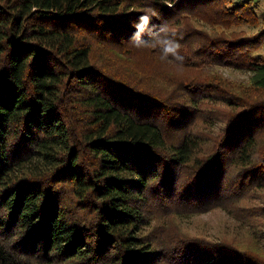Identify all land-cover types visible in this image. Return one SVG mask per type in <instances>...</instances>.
<instances>
[{
  "label": "trees",
  "instance_id": "trees-1",
  "mask_svg": "<svg viewBox=\"0 0 264 264\" xmlns=\"http://www.w3.org/2000/svg\"><path fill=\"white\" fill-rule=\"evenodd\" d=\"M255 16L251 0H0V264H264L228 243L179 235L165 247L143 232L153 200L177 213L222 204L230 165V194L264 185V96L224 92L211 68L243 67L264 90L252 54L264 28L199 23ZM93 44L165 70L105 64ZM207 101L236 108L199 157L192 127Z\"/></svg>",
  "mask_w": 264,
  "mask_h": 264
},
{
  "label": "rangeland",
  "instance_id": "rangeland-1",
  "mask_svg": "<svg viewBox=\"0 0 264 264\" xmlns=\"http://www.w3.org/2000/svg\"><path fill=\"white\" fill-rule=\"evenodd\" d=\"M252 8L256 12L255 21L242 22L231 25L230 27L214 26L209 23L199 21L204 30L210 34L233 35V32L252 35L253 32L264 28V0H251ZM200 13L206 14V8ZM191 21L196 22V20ZM221 30V31H219ZM225 30V31H224ZM228 36V35H227ZM93 56L99 59L102 54V61L105 64L114 63L117 66L147 72L154 69L157 72L165 70L163 63L157 56L147 57L143 52L138 55V64L134 60H121L118 53L104 50L109 47H100L93 44ZM104 48V49H102ZM116 51V49H115ZM264 56V41L253 53ZM97 55V56H96ZM115 56V57H113ZM106 58V59H103ZM161 62V63H160ZM147 65V66H146ZM143 67V68H142ZM213 73L218 77L224 92H230L239 96L241 99L250 95L248 98H259L264 96V90L253 89L249 84V71L243 67H234L227 64H215L211 66ZM225 82L224 84H222ZM152 83V82H151ZM160 84V83H158ZM252 94V95H251ZM235 106L228 105L222 101H207L200 110V115L192 127V132L200 137V145L194 156L204 157L215 149V141L222 133L225 127V117ZM168 133V141H173L175 135ZM259 142L255 151L261 148L264 143V133H261ZM226 175V192L222 193L223 203L219 206L202 210L201 212H175L170 208L160 209L161 201H151L145 206L149 224L143 228V232H151V238L154 242L167 247L172 244L171 238L188 236L197 238L201 242L228 243L235 248L246 250L251 254L264 258V185L256 189H247L246 191L230 194V189L237 181V169L230 165ZM185 171H183L184 173ZM183 173H181L183 175ZM149 201V200H148ZM185 213V214H184Z\"/></svg>",
  "mask_w": 264,
  "mask_h": 264
},
{
  "label": "clouds",
  "instance_id": "clouds-1",
  "mask_svg": "<svg viewBox=\"0 0 264 264\" xmlns=\"http://www.w3.org/2000/svg\"><path fill=\"white\" fill-rule=\"evenodd\" d=\"M147 22H148L147 17H142V22L139 25H137V27L139 28L141 32L144 30L145 26L147 25ZM177 50H178V45L176 46V49H173V48L166 49L167 52H174ZM177 54H178V51H177Z\"/></svg>",
  "mask_w": 264,
  "mask_h": 264
}]
</instances>
